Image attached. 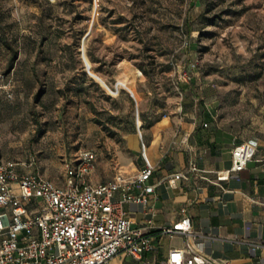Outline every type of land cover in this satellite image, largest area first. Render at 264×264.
Segmentation results:
<instances>
[{
    "label": "rangeland",
    "instance_id": "374dc122",
    "mask_svg": "<svg viewBox=\"0 0 264 264\" xmlns=\"http://www.w3.org/2000/svg\"><path fill=\"white\" fill-rule=\"evenodd\" d=\"M207 95L264 105V0H0V153L60 185L82 147L92 179L135 173L127 135L180 130Z\"/></svg>",
    "mask_w": 264,
    "mask_h": 264
},
{
    "label": "crops",
    "instance_id": "0c3cea01",
    "mask_svg": "<svg viewBox=\"0 0 264 264\" xmlns=\"http://www.w3.org/2000/svg\"><path fill=\"white\" fill-rule=\"evenodd\" d=\"M188 99L180 130L162 132L153 126L147 144L136 133L127 135L137 156L128 168L133 172L140 168L142 140L155 166L148 179L155 190L147 194V205L123 204L134 227L152 220V227L145 229L152 248L140 258L121 251L108 264H166L170 249H186L188 244L212 264H264V105L256 112L237 115L217 109L209 95L204 101L197 96ZM243 140L255 145L254 156L228 179H218L217 171L231 165L233 145ZM175 172L183 176L170 185L167 178ZM112 178L96 180L90 174L95 182ZM184 215L191 218L192 233L162 231Z\"/></svg>",
    "mask_w": 264,
    "mask_h": 264
},
{
    "label": "built area",
    "instance_id": "2783aa9c",
    "mask_svg": "<svg viewBox=\"0 0 264 264\" xmlns=\"http://www.w3.org/2000/svg\"><path fill=\"white\" fill-rule=\"evenodd\" d=\"M141 147L138 171L119 170L112 179L97 182L89 177L97 153L89 147L79 148L66 164L63 185L36 169L34 156L25 161L0 153V264H108L121 251L140 258L151 249V236L145 229L152 227V220L134 227L123 206L125 202L146 206L147 194L155 190L148 183L155 166L143 140ZM255 151L248 140L234 144L231 165L218 170L217 178L228 179L232 172L245 168ZM191 167L197 169L195 164ZM181 176L182 172H175L167 181L175 185ZM162 231L190 234L191 218L184 215ZM166 264L212 261L188 244L186 249H170Z\"/></svg>",
    "mask_w": 264,
    "mask_h": 264
},
{
    "label": "trees",
    "instance_id": "16d2710c",
    "mask_svg": "<svg viewBox=\"0 0 264 264\" xmlns=\"http://www.w3.org/2000/svg\"><path fill=\"white\" fill-rule=\"evenodd\" d=\"M212 20H209L207 23H210ZM13 49V48H12ZM16 57V50L14 49L13 50V54H12V56H11V58H10V64L13 62V60H14V58ZM140 119V118H139ZM140 121H141V119H140Z\"/></svg>",
    "mask_w": 264,
    "mask_h": 264
},
{
    "label": "water",
    "instance_id": "95a60500",
    "mask_svg": "<svg viewBox=\"0 0 264 264\" xmlns=\"http://www.w3.org/2000/svg\"><path fill=\"white\" fill-rule=\"evenodd\" d=\"M84 55H85V53H83V57H84ZM85 62H86V68H87L88 72H90L89 70H90L91 65L86 60H85Z\"/></svg>",
    "mask_w": 264,
    "mask_h": 264
},
{
    "label": "bare ground",
    "instance_id": "6f19581e",
    "mask_svg": "<svg viewBox=\"0 0 264 264\" xmlns=\"http://www.w3.org/2000/svg\"><path fill=\"white\" fill-rule=\"evenodd\" d=\"M87 62H88V60L86 59V58H84ZM89 63V62H88ZM91 73V72H90ZM91 74H93V73H91ZM98 78H101V77H98Z\"/></svg>",
    "mask_w": 264,
    "mask_h": 264
}]
</instances>
